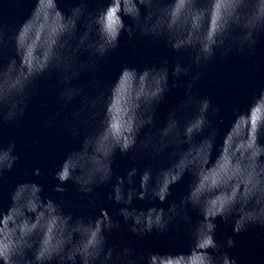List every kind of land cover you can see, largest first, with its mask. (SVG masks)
Masks as SVG:
<instances>
[{"label":"clouds","instance_id":"clouds-1","mask_svg":"<svg viewBox=\"0 0 264 264\" xmlns=\"http://www.w3.org/2000/svg\"><path fill=\"white\" fill-rule=\"evenodd\" d=\"M41 5L49 21L59 22L53 40L43 50L33 48L29 39L35 10ZM124 17H129L133 25H126ZM81 25L83 31L78 30ZM124 31L129 37L138 33L141 37L163 38L174 51L191 54L189 65L177 62L171 72L167 61L143 70L126 66L107 92L99 80L94 81V95L72 87L71 82L83 71L95 72L98 59L119 47ZM261 34L264 0H109L95 13L88 12L85 0H81L70 15L58 8L56 0H37L31 15L15 31L8 33L0 23V54L9 45L15 51L7 64H0V124L22 117L34 81L53 72L58 73V83L63 86L57 99L64 108L80 97V107L71 112L67 127L73 135L81 130L85 135L81 148L70 152L55 172L59 182L56 192H66L61 185L72 181L79 192L91 196L94 186L112 181V158L117 151L153 155L168 151L171 159L167 168H146L139 173L138 186L136 168L116 177L109 200L121 207L112 215L102 210L95 219H74L63 211V201L44 198L42 187L34 182L17 185L10 207L0 210V264H237L236 259L221 252L222 245L214 237L215 220L232 222L237 234L250 225L264 228V90L247 112L234 113L230 129L242 125L236 143L246 146L229 160L230 168L238 174L226 172L211 189L204 182V174L215 163L212 153L219 131L210 114L216 116L220 109L208 98L193 93L201 73L192 77L186 98L169 113L163 128L143 139L140 133L153 125L155 107L168 91L170 76L188 75L192 64L206 66L217 51L222 57L246 49L252 52ZM85 52L89 59L82 61L80 55ZM172 86L179 85L174 80ZM117 105L119 112L115 110ZM201 147L207 149L208 157L203 169L199 162L180 166L190 151ZM14 149V142L0 145V178L18 160ZM186 173L193 182L179 202H171L166 209L133 206L136 199L165 203L171 187ZM189 207L201 215L194 225ZM114 215L122 217L137 237L153 231L165 234L174 223H185L192 247L187 253H148L146 257L127 246L117 251L106 238V233L120 228ZM234 243L229 237L224 246L231 248Z\"/></svg>","mask_w":264,"mask_h":264}]
</instances>
